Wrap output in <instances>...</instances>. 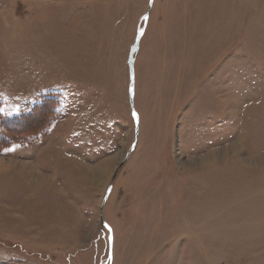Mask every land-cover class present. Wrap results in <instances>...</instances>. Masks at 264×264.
Returning <instances> with one entry per match:
<instances>
[{"label": "rangeland", "instance_id": "rangeland-1", "mask_svg": "<svg viewBox=\"0 0 264 264\" xmlns=\"http://www.w3.org/2000/svg\"><path fill=\"white\" fill-rule=\"evenodd\" d=\"M1 120L0 264H264V0H0Z\"/></svg>", "mask_w": 264, "mask_h": 264}, {"label": "trees", "instance_id": "trees-1", "mask_svg": "<svg viewBox=\"0 0 264 264\" xmlns=\"http://www.w3.org/2000/svg\"><path fill=\"white\" fill-rule=\"evenodd\" d=\"M42 116H43V115H42ZM33 118H34L33 116H29L28 119H26L25 121L22 122V127H24V125H25V123H26L27 125H26L25 128H29V127H30V126H29V123H30L29 120H31V119H33ZM38 119H39V117H35L34 120H38ZM35 123H38V122H35ZM18 125H19V124H12V125H11L12 130L17 129V128H18ZM7 131H9V130H8V123H7V121H6V120H1V121H0V140H3V139H4L2 136H5V135H6L5 132H7ZM10 133H11V132H9V134H10ZM26 133H28V132H26ZM25 135H27V134H25Z\"/></svg>", "mask_w": 264, "mask_h": 264}, {"label": "snow or ice", "instance_id": "snow-or-ice-1", "mask_svg": "<svg viewBox=\"0 0 264 264\" xmlns=\"http://www.w3.org/2000/svg\"><path fill=\"white\" fill-rule=\"evenodd\" d=\"M131 91V88L129 89ZM132 117L135 120H138V114L135 111H132ZM12 149H6V151H11ZM107 227V225H105Z\"/></svg>", "mask_w": 264, "mask_h": 264}, {"label": "bare ground", "instance_id": "bare-ground-1", "mask_svg": "<svg viewBox=\"0 0 264 264\" xmlns=\"http://www.w3.org/2000/svg\"><path fill=\"white\" fill-rule=\"evenodd\" d=\"M138 131V130H137ZM120 167V166H119Z\"/></svg>", "mask_w": 264, "mask_h": 264}]
</instances>
